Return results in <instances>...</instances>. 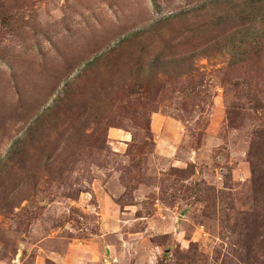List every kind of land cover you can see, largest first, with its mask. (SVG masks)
Masks as SVG:
<instances>
[{
	"label": "rangeland",
	"instance_id": "obj_1",
	"mask_svg": "<svg viewBox=\"0 0 264 264\" xmlns=\"http://www.w3.org/2000/svg\"><path fill=\"white\" fill-rule=\"evenodd\" d=\"M216 4L0 0V264H264V26Z\"/></svg>",
	"mask_w": 264,
	"mask_h": 264
},
{
	"label": "trees",
	"instance_id": "obj_2",
	"mask_svg": "<svg viewBox=\"0 0 264 264\" xmlns=\"http://www.w3.org/2000/svg\"><path fill=\"white\" fill-rule=\"evenodd\" d=\"M217 2V5H220L219 2L221 0H215ZM245 6L246 9L250 12L248 14V17L246 19H249V21L245 20L243 22L244 25L247 26H253L254 23H256L257 21L260 20V24L262 26H264V16H261V13H264V3L263 1H256V0H246ZM153 7L156 9L158 7L156 1H154L153 3ZM255 7V8H253ZM190 13V12H188ZM184 15H187V12H180L178 14H173L172 16H170L169 18L165 19L164 22L165 23H172L174 20L178 19L179 17H182ZM241 15H243L241 13ZM239 15L241 18L242 16ZM240 20V18H239ZM159 30L157 29L156 25H152L149 27V29H143L142 32H136V33H131L128 34L127 36H125V38H123L121 41H119L115 47H113L112 49L109 50V52L104 56V59H110V57H113L115 55H119L122 50L128 49V45L129 42H133V41H138V39H145V41H149L152 37L153 40H157L159 41L157 38V32ZM166 38L168 40V43H171V41L173 40V38L169 37L166 35ZM152 40V41H153ZM97 62H94L92 65H94ZM90 65V66H92ZM90 70V68L87 67V71ZM86 72V71H85ZM75 82H71L70 84H66L65 87L63 88V91L61 92V94H59V96L53 101V106L49 107L47 110L49 111H57L60 110L62 108V106L64 105L65 100L67 99V97L69 96V93H72V88L74 86ZM73 101V100H71Z\"/></svg>",
	"mask_w": 264,
	"mask_h": 264
},
{
	"label": "crops",
	"instance_id": "obj_3",
	"mask_svg": "<svg viewBox=\"0 0 264 264\" xmlns=\"http://www.w3.org/2000/svg\"><path fill=\"white\" fill-rule=\"evenodd\" d=\"M84 256H85V255H84ZM74 261H77V262L83 261V262H82L83 264H87V263L84 261V259L82 258V256H81L79 253H77V252H75L71 258L67 259V260L64 262V264H73Z\"/></svg>",
	"mask_w": 264,
	"mask_h": 264
}]
</instances>
